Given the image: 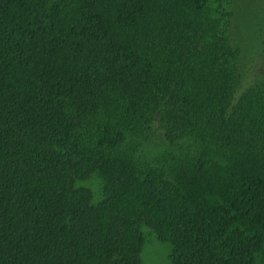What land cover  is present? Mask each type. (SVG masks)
Segmentation results:
<instances>
[{"label": "trees", "instance_id": "trees-1", "mask_svg": "<svg viewBox=\"0 0 264 264\" xmlns=\"http://www.w3.org/2000/svg\"><path fill=\"white\" fill-rule=\"evenodd\" d=\"M237 1L0 0V264H142L145 229L264 264V4L246 46Z\"/></svg>", "mask_w": 264, "mask_h": 264}, {"label": "rangeland", "instance_id": "rangeland-1", "mask_svg": "<svg viewBox=\"0 0 264 264\" xmlns=\"http://www.w3.org/2000/svg\"><path fill=\"white\" fill-rule=\"evenodd\" d=\"M261 3L264 4V0H238L237 8L241 14V18L237 17L238 25H235L236 34H238L239 40L242 45H246V39L248 38V33L251 29L250 24L247 27L242 24L241 20L247 21L248 16L251 11L252 13H257ZM151 146V143L150 145ZM80 185L87 186L92 189L94 194V199L100 200L103 197V179L99 173L94 172L87 179L79 181ZM146 242L144 245V250L142 253V264H171L170 254H171V244L160 240L157 235L150 229H145Z\"/></svg>", "mask_w": 264, "mask_h": 264}]
</instances>
